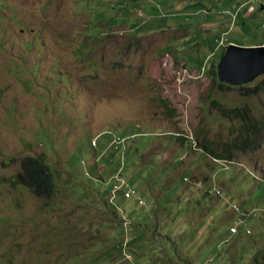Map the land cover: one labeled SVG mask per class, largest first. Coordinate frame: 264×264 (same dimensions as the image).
Masks as SVG:
<instances>
[{"label": "rangeland", "instance_id": "obj_1", "mask_svg": "<svg viewBox=\"0 0 264 264\" xmlns=\"http://www.w3.org/2000/svg\"><path fill=\"white\" fill-rule=\"evenodd\" d=\"M230 1L241 0H0V264H78L116 251L126 237L122 215L141 238L131 250L137 264H264L260 234L238 228L235 236L228 225L239 217L236 203L264 204V145L238 154L244 165L230 170L203 149L241 129L242 118L211 98L226 108L250 103L264 118V74L251 82L262 87L255 98L208 74L230 40L264 42L262 0H243L242 10L256 8L246 26L221 11L239 13ZM218 3L217 18L201 10ZM185 116L202 149L177 138ZM107 133L127 135L124 160L108 136L100 151L91 146ZM26 157L53 171L51 200L14 186ZM110 157L126 179L162 192L172 211H161L168 219L155 220L158 228L134 200L121 204ZM207 173L219 180L216 196L206 193L212 180L191 182ZM111 200L119 206L108 219ZM118 253L96 264H129Z\"/></svg>", "mask_w": 264, "mask_h": 264}, {"label": "trees", "instance_id": "obj_2", "mask_svg": "<svg viewBox=\"0 0 264 264\" xmlns=\"http://www.w3.org/2000/svg\"><path fill=\"white\" fill-rule=\"evenodd\" d=\"M231 42H235L233 40H230ZM226 47H223L221 50L220 56L223 55ZM213 54H215V49L213 50ZM209 75H214V80H218L217 77V65L212 64V67L208 71ZM219 87H222L224 90L229 88H234V86H231L229 84H226L224 82L219 81L218 83ZM240 90H242V95L249 98H255L256 95L261 90L260 84H252L248 83L246 85L238 87ZM210 96V94H209ZM210 105L214 108L220 109L225 115L227 116H236L238 118H242L241 121V129L239 130L238 136L235 139H232L230 141H224V142H211V141H204L203 146L204 150L215 156L216 158L220 159H228L233 160L237 157L238 154L243 152H250V151H257L264 145V118H261L260 115L257 113L256 108L250 104L246 103L244 107H230L226 108L223 106V103L218 98H211L210 99ZM104 136H108L110 138V147L113 149H120L127 151V135L125 134L120 136L119 134L114 135L112 133H107L106 135L100 134L96 137V139L93 141L91 146H94L95 151L101 149L104 146V143L100 141V139ZM118 137L120 138V142H114V138ZM179 140L182 142L185 140L183 136L178 137ZM104 140L103 142H105ZM97 142H99V147L97 146ZM201 147V145L199 144ZM100 151V150H99ZM125 156H121V159L124 160ZM109 164H115L117 163V160L111 159L109 160ZM14 186H22L27 188L29 191H31L37 198L43 199V200H51L56 192V181L55 176L49 165L41 158V157H26L21 161V172L16 175L15 179L12 181ZM125 183L133 185V180L127 179ZM127 192V189L121 190L118 193V196L121 200V204H127L129 201L134 200L132 197L127 198L125 196V193ZM82 195V194H81ZM145 199L144 197H140L139 199H135L136 205L147 212L149 215V220H154L155 218L151 215L152 207L155 206V204L151 201ZM115 205V207L119 206L118 204L114 203L113 201L109 203V205L112 207V205ZM144 205V206H142ZM115 214L114 211H109L107 213V216L105 218H111V216ZM157 225V228L159 226V222L155 221L154 223ZM120 225V222H119ZM130 230H126L124 227V234H128V244L132 245L137 243L141 240L140 235H129ZM262 240H264V233H261L259 236ZM116 251L111 250L107 251L103 254L98 255L97 257L90 259L88 262H85L84 259H80L79 257L76 258L78 264H96L98 258H102L104 254L109 257L113 258L119 254L118 250L120 249L121 252L124 251V244L121 242V245L119 248L117 246H114ZM259 255V254H258ZM257 255V259H258Z\"/></svg>", "mask_w": 264, "mask_h": 264}, {"label": "clouds", "instance_id": "obj_3", "mask_svg": "<svg viewBox=\"0 0 264 264\" xmlns=\"http://www.w3.org/2000/svg\"><path fill=\"white\" fill-rule=\"evenodd\" d=\"M251 7H252V9H251ZM248 9L250 10V12H252L256 8L253 5H250L248 7ZM236 16H237L236 14H233V18L234 19L236 18ZM230 42L231 41H229V43ZM230 44H240V43L231 42ZM230 44L227 43L224 47H227ZM261 44H264V43H261ZM256 45H260V44H256ZM216 51H220V49L215 48V52ZM220 58H221V56H220ZM217 64L218 63H216V65ZM249 83H251V82H249ZM226 84H228V83H226ZM245 84H248V83H245ZM245 84H241V85H245ZM229 85H231V84H229ZM241 85H231V86H241ZM184 124H185V126H184L183 133H177L176 134L177 135V138L179 136H183L185 138V140L183 142L187 141L188 138H189L190 141H191L190 147L193 150L202 149V148H200L199 144L196 143V140H195V137H194V135L192 133V130H191L190 126L188 125V121H187V117L186 116H185ZM112 134H114V133H112ZM114 135H116V134H114ZM114 150L116 152L120 153L121 156H124L125 155V151L124 150H120L118 148H116ZM187 150H188V153H189V149L188 148H187ZM207 155L209 157H213L217 161H222L224 163V165H225V169L226 170H230L234 165H244V164L238 162L236 158L233 159V160H228V159L216 158L215 156H213V155H211L209 153H207ZM185 157L186 156L182 157L181 160H184ZM110 158L113 159L112 157H110ZM110 158H108V159L111 160ZM115 164H113V165L112 164H109V163L106 164V166L108 168L107 174L110 176V179L111 180L117 179V181H118V183H115L114 184V188L118 184H120L122 182H125L127 180L124 177V175L120 173V170L116 168V165ZM104 170H105V166L104 165H100L98 167V169H97L98 173L99 172H104ZM248 171H249V173L255 175V173L253 172V170H251L250 168L248 169ZM255 176L257 178H259L257 175H255ZM99 180L100 181H104V179L102 177H100ZM203 180H212L213 181V183L215 184V187L206 189V193H207L208 196H216V194H215L216 186L219 185V180H218L217 176L215 174H214V176H210L208 173L206 175H204V176L196 175L195 178L191 179V182L194 183V184H196V185H201L202 182H203ZM260 180L264 181V178H260ZM124 189L135 191V196L132 197L134 200L135 199H139L140 197H143V195H144V193H143L142 190L136 188L135 186H131L130 184H127V183H125ZM119 192H116V193H119ZM223 192H224V190H221L220 192L217 190V194H222ZM112 201L113 200H111L109 202H112ZM142 206H144V205H142ZM111 208H112V211H114L113 210V207H111ZM233 209L235 211H237V212H240L239 217L237 218V222L228 223V225H230L229 226V231L231 233H233V235H235V236L237 235L236 233L238 232V228L241 231L244 230L247 235H250V237L251 236H255L257 234L264 233V226L263 227H259V224H258V222H261L264 225V204H262V205L248 206V205H246V204H244L242 202H239V203H236L235 205H233ZM150 212L152 213V210ZM156 213H157V211H156ZM118 220H119L120 224H123L124 225V227H125L126 230H130V228L135 225V224H133L131 222V219L128 218L127 216H125V215L118 216ZM233 226H237V231L236 232L233 231V229H232ZM249 229L251 230V232H249ZM122 242H123L124 247H125L123 252H125L124 254L126 256V260L129 262V264H137L135 258L133 257V254L131 252L132 245H129L128 244V234H126V237H125V239Z\"/></svg>", "mask_w": 264, "mask_h": 264}, {"label": "water", "instance_id": "obj_4", "mask_svg": "<svg viewBox=\"0 0 264 264\" xmlns=\"http://www.w3.org/2000/svg\"><path fill=\"white\" fill-rule=\"evenodd\" d=\"M261 74H264V44H230L217 64L218 79L231 85L252 82Z\"/></svg>", "mask_w": 264, "mask_h": 264}, {"label": "crops", "instance_id": "obj_5", "mask_svg": "<svg viewBox=\"0 0 264 264\" xmlns=\"http://www.w3.org/2000/svg\"><path fill=\"white\" fill-rule=\"evenodd\" d=\"M242 2H244V1L241 0L239 3H237V1H235V2L230 1L229 4H233L232 6L233 7H236L238 9V11H239V13L236 14L237 15L236 16V18H237L236 20L239 19L240 20V23L243 26H246V25H248L247 20H250L255 15L256 9L253 12H250L249 9L246 10V11L245 10H242V6L244 4ZM261 2H262L261 8L264 9V4H263L264 0H262ZM217 6H218L217 8H208L207 7V8H202L201 10H204V12L207 13V16L209 15V18L210 17H212V18L216 17L217 18L218 17V14L220 13V9H219V6L220 5H219V3H218ZM230 10L231 9L229 7L228 8L225 7V9H222L221 11L226 12V17H231L233 15L229 14V11ZM219 20L222 21V22L225 21V20L220 19V18H219ZM251 45H256V44H251ZM133 185L136 188H137V186L141 187V190L142 191L144 190L145 193L149 192V194L151 195V199H152L151 201L155 204V206L152 207V213H151V215L155 218V220H157L160 217L163 218V219H168L167 216L165 217V216H163L161 214V211L164 210V209H167L170 212L172 210L167 206L166 202L163 201L164 197L162 196V192H158V193L154 194L153 191H152L153 189L149 187V184L148 183H143V182H141L139 180L133 181ZM156 211H157V213H156ZM173 216L174 215H172V217Z\"/></svg>", "mask_w": 264, "mask_h": 264}, {"label": "built area", "instance_id": "obj_6", "mask_svg": "<svg viewBox=\"0 0 264 264\" xmlns=\"http://www.w3.org/2000/svg\"><path fill=\"white\" fill-rule=\"evenodd\" d=\"M251 9H252V7H251ZM180 74V73H179ZM121 140H120V138H118V137H116L115 136V138H114V142H117V143H119ZM124 187H125V182H122V183H120V184H118L115 188H116V192H119V191H121V190H124ZM125 196L127 197V198H130V197H134L135 196V191H133V190H127V192L125 193ZM233 231H237V226H233ZM249 232H251V230L249 229Z\"/></svg>", "mask_w": 264, "mask_h": 264}, {"label": "bare ground", "instance_id": "obj_7", "mask_svg": "<svg viewBox=\"0 0 264 264\" xmlns=\"http://www.w3.org/2000/svg\"><path fill=\"white\" fill-rule=\"evenodd\" d=\"M214 261H215V259H214V258L210 260V262H212V263H213Z\"/></svg>", "mask_w": 264, "mask_h": 264}]
</instances>
